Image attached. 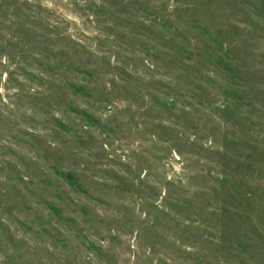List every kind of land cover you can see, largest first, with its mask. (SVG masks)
Here are the masks:
<instances>
[{"label":"rangeland","instance_id":"rangeland-1","mask_svg":"<svg viewBox=\"0 0 264 264\" xmlns=\"http://www.w3.org/2000/svg\"><path fill=\"white\" fill-rule=\"evenodd\" d=\"M0 264H264V0H0Z\"/></svg>","mask_w":264,"mask_h":264}]
</instances>
